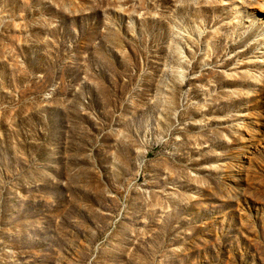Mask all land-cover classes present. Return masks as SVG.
<instances>
[{"label": "rangeland", "instance_id": "1", "mask_svg": "<svg viewBox=\"0 0 264 264\" xmlns=\"http://www.w3.org/2000/svg\"><path fill=\"white\" fill-rule=\"evenodd\" d=\"M0 264H264V0H0Z\"/></svg>", "mask_w": 264, "mask_h": 264}]
</instances>
